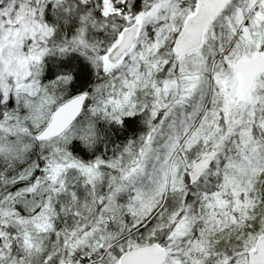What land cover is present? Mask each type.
I'll return each instance as SVG.
<instances>
[{
  "label": "snow or ice",
  "instance_id": "snow-or-ice-1",
  "mask_svg": "<svg viewBox=\"0 0 264 264\" xmlns=\"http://www.w3.org/2000/svg\"><path fill=\"white\" fill-rule=\"evenodd\" d=\"M0 264H264V0H0Z\"/></svg>",
  "mask_w": 264,
  "mask_h": 264
}]
</instances>
